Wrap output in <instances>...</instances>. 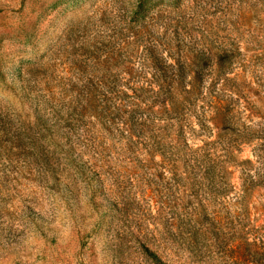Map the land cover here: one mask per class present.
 Instances as JSON below:
<instances>
[{
	"label": "rangeland",
	"instance_id": "374dc122",
	"mask_svg": "<svg viewBox=\"0 0 264 264\" xmlns=\"http://www.w3.org/2000/svg\"><path fill=\"white\" fill-rule=\"evenodd\" d=\"M0 264H264V0H0Z\"/></svg>",
	"mask_w": 264,
	"mask_h": 264
}]
</instances>
